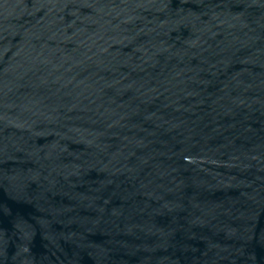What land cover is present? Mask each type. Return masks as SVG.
<instances>
[{"label": "water", "instance_id": "obj_1", "mask_svg": "<svg viewBox=\"0 0 264 264\" xmlns=\"http://www.w3.org/2000/svg\"><path fill=\"white\" fill-rule=\"evenodd\" d=\"M0 264H264V0H0Z\"/></svg>", "mask_w": 264, "mask_h": 264}]
</instances>
